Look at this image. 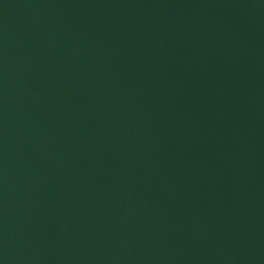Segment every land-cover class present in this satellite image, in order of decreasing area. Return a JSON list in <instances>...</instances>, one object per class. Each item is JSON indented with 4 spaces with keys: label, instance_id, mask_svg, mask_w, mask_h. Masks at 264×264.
Masks as SVG:
<instances>
[{
    "label": "water",
    "instance_id": "95a60500",
    "mask_svg": "<svg viewBox=\"0 0 264 264\" xmlns=\"http://www.w3.org/2000/svg\"><path fill=\"white\" fill-rule=\"evenodd\" d=\"M0 264H264V0H0Z\"/></svg>",
    "mask_w": 264,
    "mask_h": 264
}]
</instances>
